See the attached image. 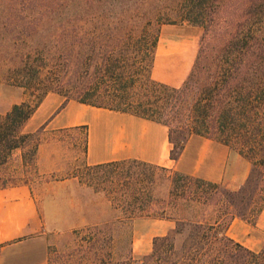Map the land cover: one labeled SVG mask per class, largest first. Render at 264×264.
Instances as JSON below:
<instances>
[{
  "label": "trees",
  "instance_id": "1",
  "mask_svg": "<svg viewBox=\"0 0 264 264\" xmlns=\"http://www.w3.org/2000/svg\"><path fill=\"white\" fill-rule=\"evenodd\" d=\"M229 2L234 4L226 8ZM168 10L177 20L203 30L192 70L178 88L151 78L158 29L142 27L138 16L84 12L35 21V26L54 23L60 28L62 46L50 54L49 76H42L47 66L40 56H34L33 66L9 71L10 86L30 93L36 104H15L0 114V186L16 184L4 174L16 152L23 168L37 173L39 131L24 129L48 93L65 102L131 114L168 128L174 161L189 138L202 136L237 150L251 163L237 191L136 161L85 168L93 178L104 173L114 199L116 179L122 176L123 206L116 220L128 242L135 220L174 221L171 230L153 239V249L137 264H264V249H248L226 235L234 219L249 222L264 210V0H183ZM222 15L228 19L224 23L217 21ZM41 48L45 46L34 50ZM157 170L171 174L167 196L160 199L153 194ZM190 204L204 211L189 214ZM209 208L213 216L205 212ZM109 233L98 240L113 241ZM100 234L98 229L91 239L97 241Z\"/></svg>",
  "mask_w": 264,
  "mask_h": 264
},
{
  "label": "rangeland",
  "instance_id": "2",
  "mask_svg": "<svg viewBox=\"0 0 264 264\" xmlns=\"http://www.w3.org/2000/svg\"><path fill=\"white\" fill-rule=\"evenodd\" d=\"M182 2L183 0H0V114L14 104H36V99L30 93L10 86L8 79L12 75L9 71L14 66H33L34 56H40L42 64L47 66L42 76L50 75V54L62 46L61 39L57 38L61 29L54 23L35 26V21L41 16H44L43 22L84 12H97L106 16L124 14L128 18L138 16L139 25L142 27L148 25L152 32L158 29L159 40L155 48L151 78L169 87H180L192 70L203 35L201 28L181 22L171 15L169 7L178 6ZM233 4L229 2L225 6L231 8ZM232 11L233 9L229 12ZM220 19L222 23L228 20L223 15L217 21ZM248 37L246 30L245 38ZM261 43H264V36L261 37ZM43 45L44 49L34 50L35 46ZM39 50L42 51L38 52ZM168 56H171L169 60ZM45 98L53 105H58L64 99L53 93H48ZM56 112L58 111L53 114ZM57 138L56 135L50 141L57 144ZM229 150V179L233 177L239 184L229 187L228 182H225L222 186L229 191H237L246 180L251 163L240 156L237 150L230 147ZM12 159V163L4 171L5 178H10L16 184L28 182L33 188L45 223L44 234L52 239L48 248L47 264H137L142 256L153 249V239L167 233L174 226L173 223L161 225L149 218L135 220L132 241L128 242L116 220L120 207L123 206L119 191L122 176L119 175L116 179L118 192L114 199L108 194L110 184L104 173H98L93 178L86 169H81L78 173L82 176V182L78 183L70 177L67 180L60 179V173L39 175L30 168L27 171L20 166L17 157ZM132 170L136 173L141 171L137 167ZM155 173L158 181L153 194L159 199L164 198L168 193V176L171 174L161 170ZM135 180H132L133 187L138 188ZM113 207L118 211H114ZM187 211L189 214H196L204 209L190 204ZM205 212L213 216L211 208ZM98 229L100 237L96 236L97 241H93L91 236L96 235ZM109 230L114 236L113 241H99L103 234H110ZM226 235L248 249H264V210H261L255 220L249 222L234 219L230 222Z\"/></svg>",
  "mask_w": 264,
  "mask_h": 264
},
{
  "label": "crops",
  "instance_id": "3",
  "mask_svg": "<svg viewBox=\"0 0 264 264\" xmlns=\"http://www.w3.org/2000/svg\"><path fill=\"white\" fill-rule=\"evenodd\" d=\"M46 98L24 129L28 133L39 131L36 153L39 175L60 173V179L70 177L79 183L81 169L136 161L214 184L228 182L229 187H234L238 183L233 177L229 179V147L217 141L193 136L174 161L169 130L161 123L75 100L63 99L53 105ZM56 135L57 144L50 141ZM14 157L22 167L20 153L16 152ZM150 220L161 225L174 224L170 219ZM44 228L39 204L28 182L0 186V264H47L52 239L46 237Z\"/></svg>",
  "mask_w": 264,
  "mask_h": 264
}]
</instances>
